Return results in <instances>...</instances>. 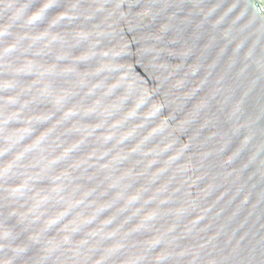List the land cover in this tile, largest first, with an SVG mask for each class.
Wrapping results in <instances>:
<instances>
[{"label": "clouds", "instance_id": "clouds-1", "mask_svg": "<svg viewBox=\"0 0 264 264\" xmlns=\"http://www.w3.org/2000/svg\"><path fill=\"white\" fill-rule=\"evenodd\" d=\"M0 264H264L253 0H0Z\"/></svg>", "mask_w": 264, "mask_h": 264}, {"label": "water", "instance_id": "water-1", "mask_svg": "<svg viewBox=\"0 0 264 264\" xmlns=\"http://www.w3.org/2000/svg\"><path fill=\"white\" fill-rule=\"evenodd\" d=\"M256 8L260 9L262 12H264V0H253Z\"/></svg>", "mask_w": 264, "mask_h": 264}]
</instances>
